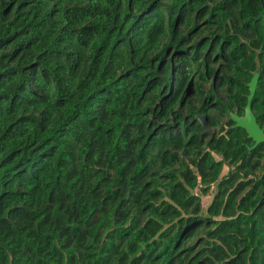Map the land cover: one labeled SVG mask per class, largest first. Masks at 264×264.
<instances>
[{"label": "trees", "instance_id": "trees-1", "mask_svg": "<svg viewBox=\"0 0 264 264\" xmlns=\"http://www.w3.org/2000/svg\"><path fill=\"white\" fill-rule=\"evenodd\" d=\"M256 73L264 0H0V264H264Z\"/></svg>", "mask_w": 264, "mask_h": 264}, {"label": "rangeland", "instance_id": "rangeland-1", "mask_svg": "<svg viewBox=\"0 0 264 264\" xmlns=\"http://www.w3.org/2000/svg\"><path fill=\"white\" fill-rule=\"evenodd\" d=\"M166 2L169 1V0H165ZM194 23H198L199 27H198V30L199 31V34L197 36H195L191 42H195L196 40L200 39V38H203L204 36H206L208 34V30L206 28H204V25L203 22L201 20H198L197 18L193 17L190 21V23H188L187 25L185 24H181L180 25V28L185 32L187 33L188 30L194 25ZM216 57V51H213L209 54V58H208V61L210 63V65L212 67H214L215 69H217V71L221 70L223 67H222V62ZM215 59V60H214ZM195 78H197V74L195 75ZM199 84H201V87L203 88V91L205 89H207L209 86H210V82H203V81H198ZM213 85H214V88H215V93L213 95V98L215 99L216 97H221L223 99H225V96L227 94V91L225 89L224 86H220L218 84V81H213ZM199 98H200V94H199V91L197 90V87L195 85V80H194V84L192 85V88L190 89L186 99L190 100L193 104L195 105H198L199 104ZM177 108V107H176ZM175 108V109H176ZM185 108H184V111L183 113L185 114ZM210 114L212 116H217V110L214 109V108H211L210 109ZM201 117V116H199ZM198 117V118H199ZM228 118V116H224V117H217L216 120H217V125L216 126H210L209 124H207L206 122H204L203 120V117H202V124L205 128V132L209 133V134H212L214 132L217 131V129L219 128L220 124L223 123L226 119ZM200 121V120H199ZM180 162L177 163L176 167L180 166ZM227 171V167L224 166L223 168V174ZM215 186V185H214ZM214 186H212V188L210 190H208L206 193H200V201L202 203V206H203V209L206 208L207 204L211 201L214 193H215V190H214ZM202 216H205V211H203L201 213ZM204 227H201L197 232L196 234L191 237L190 239H188L186 241V244H195V246L198 245L199 243V240L198 238L200 237V235L202 234V231H204Z\"/></svg>", "mask_w": 264, "mask_h": 264}, {"label": "water", "instance_id": "water-1", "mask_svg": "<svg viewBox=\"0 0 264 264\" xmlns=\"http://www.w3.org/2000/svg\"><path fill=\"white\" fill-rule=\"evenodd\" d=\"M258 80V73H256L250 82L248 83L249 94L247 96V102L244 109V115L239 116L233 112H230V118L234 121V126L244 128L256 146L257 144L264 141V130L259 126L256 121L255 115L251 108V101L255 93L256 84ZM173 83L171 84V88ZM202 123V117L198 118ZM10 261L8 264H12V255L9 253Z\"/></svg>", "mask_w": 264, "mask_h": 264}]
</instances>
